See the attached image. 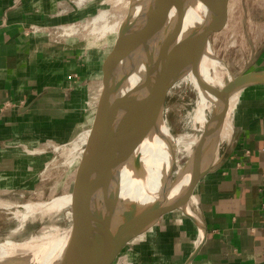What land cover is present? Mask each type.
<instances>
[{
    "label": "crops",
    "instance_id": "crops-1",
    "mask_svg": "<svg viewBox=\"0 0 264 264\" xmlns=\"http://www.w3.org/2000/svg\"><path fill=\"white\" fill-rule=\"evenodd\" d=\"M68 1L0 0V180L18 173L20 144L80 126L98 103L99 64L70 25L62 27L77 11L62 15ZM256 49L251 72L264 71V31ZM239 96L226 139L194 188V212L168 215L111 264H264V84Z\"/></svg>",
    "mask_w": 264,
    "mask_h": 264
},
{
    "label": "rangeland",
    "instance_id": "rangeland-1",
    "mask_svg": "<svg viewBox=\"0 0 264 264\" xmlns=\"http://www.w3.org/2000/svg\"><path fill=\"white\" fill-rule=\"evenodd\" d=\"M82 1L79 5V0H70L65 4L67 6H59L58 10L64 15L70 9L76 8L74 19L69 23L62 24V26L72 25L74 34L75 29L78 31L75 38L83 40L88 52L91 51L90 57H94L96 63L99 64L100 71L94 79L96 85H98V90L93 94L94 99L102 91L103 60L115 46L114 43L119 35L124 17L126 16V19L131 13V2L130 0ZM229 4L228 25L214 38L211 44L212 54L216 55L219 62L221 60L220 66L222 68L219 69L223 71L222 78L225 83L230 80L231 76L234 77L242 70H249V64L256 54V46L259 45V39L262 38L264 31V0H230ZM102 10L107 13L106 23L108 25L116 23L117 29L103 32L105 31L102 28L103 21L94 25L91 24L93 17L101 13ZM209 11L210 8H208L207 14ZM101 30L102 32H100ZM45 31L46 34L47 32H53L50 36H56L60 29H57V27H42V30L38 33H44ZM219 88L222 90L220 86L217 87L218 90ZM121 90L122 88L119 91L120 95ZM166 98L163 106V117L172 143L175 160L172 179H175L180 169L189 163L191 159L189 152L191 149L193 152L195 151L198 144L195 147L194 144L198 137L200 142L205 133L211 132L215 125L205 123L206 126L202 128L203 130L201 129L200 121L195 116L198 108L199 92L191 81L178 84L170 90ZM214 109L212 107L211 110L206 111V116L208 115L209 119L213 117ZM82 123L78 127L69 123L61 130H54L48 137L38 135L35 139H32L31 144L24 142L20 144L22 160H17L18 173L14 175V173L11 174L8 171V174L2 176L3 178L0 180V242L6 240L43 242L50 234L64 235L68 233L69 202L55 203L48 207V211L37 210L26 215L24 212L27 209L26 204L48 203L55 198L71 194L74 173L78 163L75 152L77 135ZM224 138L220 135L214 139L216 150L226 139ZM92 145L102 156L103 162V140L98 139ZM97 175L98 183L103 175L102 168ZM174 200L176 199L172 198L168 202L166 201V204L172 203ZM188 201L186 205L192 209L193 195L188 198ZM131 202L123 205L122 210L117 209L118 203L114 202V207L101 229L100 241H105L112 234L120 232L123 227L130 228L142 223L147 215L155 212V209L158 208L155 204L142 207ZM192 211L194 212V209ZM185 213V209L178 207L166 211L134 238L150 231L156 224L161 225L168 215H182ZM19 264H30V261H22Z\"/></svg>",
    "mask_w": 264,
    "mask_h": 264
},
{
    "label": "bare ground",
    "instance_id": "bare-ground-1",
    "mask_svg": "<svg viewBox=\"0 0 264 264\" xmlns=\"http://www.w3.org/2000/svg\"><path fill=\"white\" fill-rule=\"evenodd\" d=\"M81 2L83 1L79 0L78 4L81 5ZM130 2L131 13L126 19V16H123L124 20L119 31L120 34L123 33V46L113 61L108 80V91H120L122 88L120 96L125 95L127 100L145 92L147 89L145 86L153 81L158 71L157 54L162 48L161 25L154 19L156 0H130ZM211 2L212 0H180L184 30L191 41L195 40L197 31L210 21L212 11L210 10L208 14L207 12L212 6ZM106 14V11L102 10L93 17L91 24L103 21L102 28L105 30L103 32L117 29L116 23L114 25L106 23ZM68 27L70 33H73L74 27L71 25ZM77 32L75 29V34ZM202 60L197 76L190 71L183 79L191 81L199 92L195 116L200 121L198 123L201 129L206 126L205 123L216 126L218 120L225 117L223 126L214 135H205L200 142L198 137L194 147L198 144L200 154L193 158L194 153L191 149L189 154L194 160L191 159L190 163L180 169L177 177L172 179L175 160L162 108L147 120H130L115 124L104 138H101L104 160L103 175L97 183L98 199L92 243L94 249L98 248L101 229L114 207V202L118 203L117 209L122 210V206L130 201L142 207L154 204L160 207L172 198L180 199L197 176L214 160L216 156L214 139L224 135L241 89L235 90L230 99L224 94L223 88L226 83L222 78L223 71L219 69L221 60L219 62L216 55L212 54L211 45ZM218 86L222 90L220 88L218 90ZM212 107L215 111L213 117L209 119L206 111L211 110ZM71 198L72 194L55 198L48 203L26 204L27 209L24 213L26 215L37 210L48 211V207L55 203L61 201L70 203ZM184 209L192 214L188 205H185ZM67 235L68 233L50 234L43 242L35 240L34 242L13 240L0 242V264H19L27 260L30 264H53L61 252ZM95 255L98 256L96 253Z\"/></svg>",
    "mask_w": 264,
    "mask_h": 264
},
{
    "label": "water",
    "instance_id": "water-1",
    "mask_svg": "<svg viewBox=\"0 0 264 264\" xmlns=\"http://www.w3.org/2000/svg\"><path fill=\"white\" fill-rule=\"evenodd\" d=\"M229 2L230 0H212L210 21L197 31L195 40L191 41L184 30L180 0H156L154 19L159 22L162 29V48L157 54L158 71L153 81L145 86L146 91L131 100H127L125 95L120 96L117 90L108 91L113 61L123 46V33H119L114 48L103 60V86L98 103L86 116L78 131L75 150L78 163L70 191L72 198L68 210V235L53 264H111L130 240L142 233L164 212L176 207L184 209L188 198L194 194L195 186L210 166L197 176L192 186L185 190L180 199L177 198L169 204L164 203L155 209V212L147 215L142 223L134 227H123L120 232L112 234L105 241L99 239V245L96 248L98 251L94 249L92 243L96 222L95 207L98 199L97 174L103 162L100 153L92 144L104 138L115 124L152 118L161 108L163 109L170 90L180 83L188 82L187 79H183L188 72L191 71L197 76L208 47L228 25ZM252 83L264 84V71L242 70L226 83L223 88L224 94L230 99L235 90ZM224 118L219 119L211 132H206L205 135H214L223 126ZM199 152L200 147L197 146L193 152V158L197 157Z\"/></svg>",
    "mask_w": 264,
    "mask_h": 264
},
{
    "label": "built area",
    "instance_id": "built-area-1",
    "mask_svg": "<svg viewBox=\"0 0 264 264\" xmlns=\"http://www.w3.org/2000/svg\"><path fill=\"white\" fill-rule=\"evenodd\" d=\"M32 32H38L42 30V27L38 26V25H32Z\"/></svg>",
    "mask_w": 264,
    "mask_h": 264
}]
</instances>
